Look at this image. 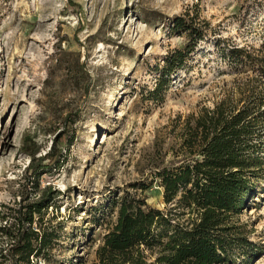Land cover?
<instances>
[{
	"label": "rangeland",
	"instance_id": "obj_1",
	"mask_svg": "<svg viewBox=\"0 0 264 264\" xmlns=\"http://www.w3.org/2000/svg\"><path fill=\"white\" fill-rule=\"evenodd\" d=\"M252 3L0 0V208L36 193L25 172L29 136L34 157L49 170L38 179L41 187L60 191L42 218L60 236L41 264L93 262L113 215L108 200L148 177L156 163L178 160L187 117L250 82L253 73L236 74L213 44L254 49L264 42V0L260 8ZM195 7L209 31L189 70H180L163 101L154 102L146 91L156 64L185 43L169 33L168 22ZM55 144L59 167L44 159ZM255 188L236 217L252 245L229 264H264V169ZM144 194L149 205L164 207L156 184ZM102 214L103 224L94 223Z\"/></svg>",
	"mask_w": 264,
	"mask_h": 264
},
{
	"label": "trees",
	"instance_id": "obj_2",
	"mask_svg": "<svg viewBox=\"0 0 264 264\" xmlns=\"http://www.w3.org/2000/svg\"><path fill=\"white\" fill-rule=\"evenodd\" d=\"M247 1L255 8L263 5V0ZM168 23L169 33L183 36L185 43L167 50L155 66L154 85L146 95L157 103L173 77L192 66L209 31L197 7ZM213 46L236 74L253 73L252 79L232 96L187 117L178 160L156 163L148 177L128 183L108 200L106 208L113 215L105 221L90 264H229L238 254L247 255L252 243L236 217L256 193L264 169V42L254 49L219 40ZM23 146L31 155L25 172L27 177L30 172L36 193L0 208V264H41L50 259L60 236L42 222L60 191L41 187L38 179L49 170L42 158L34 157L37 146L29 136L23 137ZM61 155L55 144L44 159L59 167ZM154 184L161 188L163 208L149 205L144 196ZM93 219L102 225L105 216Z\"/></svg>",
	"mask_w": 264,
	"mask_h": 264
}]
</instances>
